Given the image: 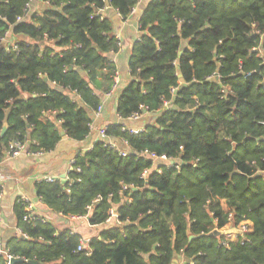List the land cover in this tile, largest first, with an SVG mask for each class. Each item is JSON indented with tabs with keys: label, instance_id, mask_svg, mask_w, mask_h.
I'll use <instances>...</instances> for the list:
<instances>
[{
	"label": "trees",
	"instance_id": "16d2710c",
	"mask_svg": "<svg viewBox=\"0 0 264 264\" xmlns=\"http://www.w3.org/2000/svg\"><path fill=\"white\" fill-rule=\"evenodd\" d=\"M33 1L0 0V162L13 142L49 153L62 132L89 137L121 49L106 10L126 20L142 2ZM139 30L107 140L77 153L68 180L36 183L55 213L100 226L115 211V224L78 250L80 234L18 199L8 254L15 264H264V0H147ZM144 114L138 132L125 125ZM245 222L243 243L221 234Z\"/></svg>",
	"mask_w": 264,
	"mask_h": 264
},
{
	"label": "crops",
	"instance_id": "0c3cea01",
	"mask_svg": "<svg viewBox=\"0 0 264 264\" xmlns=\"http://www.w3.org/2000/svg\"><path fill=\"white\" fill-rule=\"evenodd\" d=\"M146 3L147 0H142L126 20L122 19L115 10L111 8L106 10L107 16L113 21L114 33L121 43L120 51L112 55L121 77V88L131 80L128 67L129 58L133 44L141 37L139 18ZM33 5V9L36 8L37 10L43 7L40 0L33 1ZM119 92L118 89L112 98L104 102L102 114L99 118L95 119L94 127L86 140L76 141L64 135L57 147L49 153H21L10 159H7L6 156L0 162V168L5 169L7 172L2 186L3 197L0 200L1 236L4 246L12 236H18L21 233L16 227L14 213V206L18 199L30 204L34 215L52 222L58 229L70 228L72 232L80 234L84 241L90 240L93 236H98L99 231L115 224L114 219L116 218L113 215L106 224L91 226L87 218L64 217L61 214L55 213L44 205L38 197L36 183L44 180L45 176L59 177L61 180H63L62 177L64 175L65 178L68 177L69 171L72 168V161L77 153L80 150L91 148L93 143L98 139V129L119 121L116 112ZM150 121V115L144 114L138 120H127L124 123L131 128H143L144 123H149ZM111 141L122 148L125 146L120 140L114 139Z\"/></svg>",
	"mask_w": 264,
	"mask_h": 264
},
{
	"label": "built area",
	"instance_id": "2783aa9c",
	"mask_svg": "<svg viewBox=\"0 0 264 264\" xmlns=\"http://www.w3.org/2000/svg\"><path fill=\"white\" fill-rule=\"evenodd\" d=\"M7 41H9V39H7ZM14 48H16V46H14ZM120 83H121V77H120L119 72L117 71L116 74H115V76H114V82H113L112 88H111L110 91H108V92H106L104 94L102 104L99 106V109L94 113V119H97V118H99L101 116L102 111H103L104 102L107 99L113 97V95L117 92V90H118V88L120 86ZM141 117H142L141 115H136V116L130 118L129 120H138ZM93 127H94V125H92V128ZM141 129H143V128H130V130L132 132H138ZM98 138L99 139H103V140H107V136L105 134V128L104 129L103 128L102 129H98ZM109 143L111 144L112 147H116V148L118 147L116 145V143H114L113 141H110ZM21 153H30L28 151V144L27 143H22V142H13L10 145V150L7 151L6 156H7V159H10V158H13V157H16V156L20 155ZM36 154H42V153L39 152V153H36ZM120 154L123 155V156H126V155H128V152L125 151V150H121L120 151ZM150 157L153 158L155 161L160 160L163 163H166L167 165H172V166H175L176 168L178 167V165H176L175 161L169 160V159H167L164 156L159 158L156 155L151 154ZM73 161H72V166H73ZM71 169H73V167ZM5 174H7L6 170L3 169V168H0V200L3 197V189H2V186H3L4 180L6 179V175ZM146 174H147V171L144 173V175H146ZM57 179H60V178L59 177H52V176H45L44 177V180L45 181H48V182H54ZM66 180H68V177L66 178ZM28 205H29V208L31 209L32 215L33 216H36V215L33 214V210H32V207L30 206V204H28ZM230 217H232V215H230ZM82 218H86V217H82ZM1 226H2V220L0 218V256H4L5 259H6V263L7 264H11V260L14 257H12L11 255L8 254L7 249L4 246V243L2 241V236H1ZM239 227H240V229H239ZM250 231H251V228L249 227V224L245 222V223L241 224L238 227L233 226L232 229H231V231H230V232H233V233H231L229 236L230 237L233 236V239L232 240H234V241H241V243H243V241L245 239V235L248 232H250ZM85 247H86L85 246V241L82 238V244L80 245V247L78 248V250H83ZM86 254L89 255V251H87ZM179 264H185V263L183 261H180ZM189 264H193V262L190 261Z\"/></svg>",
	"mask_w": 264,
	"mask_h": 264
},
{
	"label": "water",
	"instance_id": "95a60500",
	"mask_svg": "<svg viewBox=\"0 0 264 264\" xmlns=\"http://www.w3.org/2000/svg\"><path fill=\"white\" fill-rule=\"evenodd\" d=\"M144 112L147 113V111H144ZM144 124H145V123H144ZM7 128H8V121L5 120V122H4V126H3V129H2V132H1L2 135L6 132ZM61 134H62V136L65 135L64 132H62ZM62 179H63V181H66L65 175L62 177ZM229 232H230V231H229ZM229 232H228V233H229ZM226 233H227V232H226ZM22 236H23V235H22ZM23 237H24V236H23ZM190 238H193V236H190ZM18 262H20V259H18V258H12V260H11V264H15V263H18ZM29 263H30V264H40V262H38V261H34V260L29 261ZM179 263H180V261L178 260V258H175V259H173V261H172V264H179Z\"/></svg>",
	"mask_w": 264,
	"mask_h": 264
},
{
	"label": "rangeland",
	"instance_id": "374dc122",
	"mask_svg": "<svg viewBox=\"0 0 264 264\" xmlns=\"http://www.w3.org/2000/svg\"><path fill=\"white\" fill-rule=\"evenodd\" d=\"M223 207L225 208L226 206L223 205ZM114 217H116V215H114ZM114 222H115V219H114ZM232 227H233V226L229 224L228 227H226V228L223 229L224 232H221V234L223 233L222 235L225 237V239H226L227 241L233 239V236H232V237L229 236L231 233H233V232H229V231H231ZM239 229H240V227H239ZM226 232H227V233H226ZM228 232H229V233H228Z\"/></svg>",
	"mask_w": 264,
	"mask_h": 264
}]
</instances>
